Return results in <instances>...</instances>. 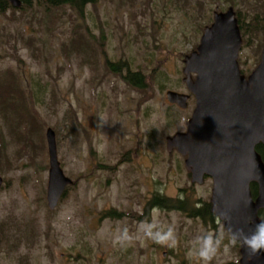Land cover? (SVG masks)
<instances>
[{"label":"rangeland","instance_id":"374dc122","mask_svg":"<svg viewBox=\"0 0 264 264\" xmlns=\"http://www.w3.org/2000/svg\"><path fill=\"white\" fill-rule=\"evenodd\" d=\"M230 8L250 22L264 14V0H97L82 15L38 4L0 12V82L18 79L32 96L28 115L21 108L23 142L11 132L24 131L23 122L0 114V264H203L199 238L207 234L221 239L210 264H240V243L223 221L189 214L211 204L212 178L193 182L187 157L167 145L188 131L196 105L192 96L181 109L167 94H190L186 57L215 12ZM239 56L248 76L260 61L258 42L244 43ZM108 61L144 75V87L111 73ZM49 129L72 181L55 209ZM156 195L187 201L188 212L150 208ZM169 228L172 246L146 234Z\"/></svg>","mask_w":264,"mask_h":264},{"label":"water","instance_id":"95a60500","mask_svg":"<svg viewBox=\"0 0 264 264\" xmlns=\"http://www.w3.org/2000/svg\"><path fill=\"white\" fill-rule=\"evenodd\" d=\"M7 1L17 9L23 6L20 0ZM242 46L235 10L216 11L197 50L185 60L184 81L196 100L188 131L167 140L170 152L178 150L187 157L185 164L193 182L212 178L211 211L231 236L237 228L248 232L263 221L259 211L264 209V161L256 150L264 145V44L261 61L249 76L242 74L238 61ZM190 98L173 91L167 94L168 102L181 109L188 107ZM47 141L48 202L55 209L72 181L59 162L52 129L47 131ZM253 184L258 186L256 199ZM2 186L0 178V191ZM240 254V264H264V252L250 259L241 245Z\"/></svg>","mask_w":264,"mask_h":264},{"label":"trees","instance_id":"16d2710c","mask_svg":"<svg viewBox=\"0 0 264 264\" xmlns=\"http://www.w3.org/2000/svg\"><path fill=\"white\" fill-rule=\"evenodd\" d=\"M23 4L21 9H32L36 4L38 6H41L43 8H46V10L50 9H58L62 7H71L79 14H83L86 10V8L89 5H94L97 3V0H20ZM7 10H13V7L7 0H0V12L6 13ZM239 25L242 32V37L244 40V43L246 45V48L249 47L253 40L258 42V55L260 56V52L264 43V14L263 15H254L252 17V22H243L240 18V14L238 15ZM259 35V36H258ZM260 36H262V39H260ZM240 62V59H239ZM257 63H259V60H257ZM241 66V62H240ZM107 68L109 71L115 75H121L123 76V79L133 87L137 88H143L145 85V77L141 73H133L131 69L128 66H123L120 64H112L110 61L107 62ZM124 71H127L124 75ZM244 74V71H242ZM12 76L15 75L12 72L8 73L7 75ZM17 83H13L12 85L7 84L6 81L0 82V111L1 115L3 117V121H6L8 124L9 122H23L25 130H16L12 129L11 132L14 135V139L17 142H23L26 139V132H28V124L26 122V117L22 116L21 108L23 109L25 115H28V108L32 105L30 103L32 102V96L29 95V93L25 92V89L22 88V86L19 84L18 79ZM13 82V79H12ZM23 98L22 101H20V98ZM36 118L35 115H33L32 120ZM31 120V117H30ZM43 124H39V128H42ZM2 137V136H1ZM3 141H0V145L3 148ZM257 152L261 155L262 160L264 161V145L259 144L256 147ZM2 167L0 166V170ZM252 190L254 192V197L258 196V186L253 184ZM149 207L152 209H167L169 211H180V212H188L189 204L188 202H184L182 200H173L166 197H161L160 195H156L153 199V201L150 203ZM149 210V208H148ZM116 214V213H115ZM189 214L193 217H201L204 220H214L215 215L211 211V204L205 205L202 209H192L189 210ZM261 219L264 220V210L260 212ZM118 216V215H117Z\"/></svg>","mask_w":264,"mask_h":264},{"label":"clouds","instance_id":"9594fccd","mask_svg":"<svg viewBox=\"0 0 264 264\" xmlns=\"http://www.w3.org/2000/svg\"><path fill=\"white\" fill-rule=\"evenodd\" d=\"M146 234L154 239L156 243L165 244L171 241V245L169 246L175 244L174 231L171 228H169L167 232H157L153 234L149 231ZM124 236L126 239L131 240L127 231H125ZM199 239L201 241V246L198 257L203 261V264H210V261L216 255L221 245V239L218 237L214 238L212 234H207ZM231 242L233 244L237 242L240 243L250 259L259 256L264 252V221L257 223L255 227L248 232H245L243 228L233 230Z\"/></svg>","mask_w":264,"mask_h":264},{"label":"flooded vegetation","instance_id":"af4514ba","mask_svg":"<svg viewBox=\"0 0 264 264\" xmlns=\"http://www.w3.org/2000/svg\"><path fill=\"white\" fill-rule=\"evenodd\" d=\"M150 205V204H149ZM152 208V207H151ZM262 210H264V209H262ZM262 210H260V212L262 211Z\"/></svg>","mask_w":264,"mask_h":264}]
</instances>
